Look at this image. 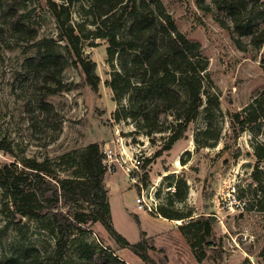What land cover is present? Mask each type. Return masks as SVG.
Instances as JSON below:
<instances>
[{
	"label": "rangeland",
	"instance_id": "374dc122",
	"mask_svg": "<svg viewBox=\"0 0 264 264\" xmlns=\"http://www.w3.org/2000/svg\"><path fill=\"white\" fill-rule=\"evenodd\" d=\"M90 1L74 4L73 23L81 21L82 8ZM243 1L249 3L244 12L246 19L264 27V0L256 4ZM162 2L178 30L190 44L200 45L209 60L206 93L220 103V108H213L215 127L221 130L219 140L212 141V147H199L195 141L198 131L207 125V95L185 137L159 156L156 154L170 132L148 137L136 133L132 120L116 122L113 114L120 105L105 84L113 69L108 62V44L100 39L95 40V47L85 42L83 51L97 62L101 83L93 90L81 72L69 65L63 81L78 86L46 98L56 112L54 126L46 129L47 114L41 104L45 90L39 88L43 69L31 68L27 63L38 50L27 49L23 42L17 44L0 3V140L13 147L12 155L0 150V166L27 158L40 162L48 159L52 173L73 178L71 168L57 166L60 157L68 153L76 156L97 142L104 153L112 155L106 164L110 170L105 184L114 227L130 243L140 241L145 232L153 247L148 254L155 264H264V212L258 204L261 184L252 175L258 165L254 145L264 140V123L236 137L230 119L231 113L241 111L264 92V46L255 48L250 45V37L239 36L227 13L216 8L212 0ZM19 10L32 12L27 24L37 29L40 38L58 36V23L45 0H31ZM64 45L59 43L60 53H66ZM122 104H127V99ZM162 121L168 125L173 117L163 115ZM138 158L141 165L136 169L133 162ZM184 181L188 185L187 197L178 201L172 191L177 182ZM144 193L148 202L186 217L178 225L175 220L163 217L165 221L161 215L139 210L137 199ZM6 202L0 188V263L29 264V258L37 252L47 262L55 250V236L36 220L12 218ZM191 219L201 222L208 236L197 250L193 247L196 240L181 228ZM87 220L91 223L92 217ZM102 247L113 251L118 259H112L114 264H147L130 248L121 247L101 222L72 236L69 254L61 264H96L93 255ZM202 250L206 256L200 261L197 253Z\"/></svg>",
	"mask_w": 264,
	"mask_h": 264
},
{
	"label": "trees",
	"instance_id": "16d2710c",
	"mask_svg": "<svg viewBox=\"0 0 264 264\" xmlns=\"http://www.w3.org/2000/svg\"><path fill=\"white\" fill-rule=\"evenodd\" d=\"M30 1L0 0V3L8 29L14 33L17 44L23 42L27 49L38 50L27 63L31 68L43 69L39 88L40 91L45 90L41 104L47 114L44 120L46 129L54 126L56 116L53 105L45 102L46 98L78 86L63 81V73L69 65L81 72L93 90L101 83L97 62L83 51L85 42L95 47V40L100 39L108 44V62L113 69L105 84L114 92V99L120 105L113 114L116 122L132 120L136 133L148 137L170 132L167 142L156 154L159 156L162 150L172 149L185 137L190 124L199 116L207 95V125L198 131L195 141L199 147H212V141L219 140L221 130L215 127L213 108H220V103L206 93L209 60L200 45L190 44L178 30L174 17L162 0H91L82 8V19L77 23L72 20V7L79 0H45L59 28L58 36L50 38H40L37 29L27 24L32 12L19 10L21 5ZM212 1L216 8L227 13L239 36L250 37V45L255 48L264 46V27L257 21L247 20L244 15L249 3L243 0ZM250 2L256 4L258 0ZM2 30L0 27V32ZM60 42L65 43L66 53L57 50ZM236 43L241 48L239 39ZM124 99H127V104H122ZM166 114L173 117L168 125L162 121ZM230 119L236 137L248 128L264 123V92L255 96L241 111L231 113ZM0 150L13 154L12 145L3 139L0 140ZM254 151L258 165L252 175L261 184L258 204L259 210L264 212V140L255 143ZM106 158L97 142L76 156L69 153L61 156L57 166L60 169L62 166L71 168L73 178H61L52 173L48 159L40 162L27 158L21 163L14 160L0 166V188L12 218L36 220L55 236L52 257L44 262L37 252L29 258V264H61L69 254L72 236L77 231H89L90 225L96 222L103 223L121 247L130 248L147 264H155L148 254L153 247L145 232H142L140 241L130 243L114 227L109 190L105 184L109 170ZM182 163L186 164L185 161ZM146 179L147 175L143 180ZM187 189L185 181L177 182L172 196L183 201L187 197ZM158 212L169 220L186 217L163 207H158ZM90 216L92 222L88 223L87 217ZM212 219L215 220L214 217ZM191 220L181 228L187 229V234L196 240L193 244L195 249L198 246L202 248L208 238L205 226ZM197 256L201 261L206 255L202 250ZM24 257L27 258L28 254L25 253ZM112 259L118 260L113 251L105 247L93 255L96 264H114Z\"/></svg>",
	"mask_w": 264,
	"mask_h": 264
},
{
	"label": "built area",
	"instance_id": "2783aa9c",
	"mask_svg": "<svg viewBox=\"0 0 264 264\" xmlns=\"http://www.w3.org/2000/svg\"><path fill=\"white\" fill-rule=\"evenodd\" d=\"M105 154L107 156L105 163L108 164L107 161H110L112 159V155L110 152H107ZM108 156H109V160H108ZM133 163H134L133 164L134 168L139 169V166L141 165L140 159L138 158ZM108 168H109V166H108ZM109 170H110V168H109ZM137 204H138L139 210H146V211L153 213L155 215H160L158 212V205L153 204L151 201L148 202L147 198L145 197V193L142 194V196L137 199Z\"/></svg>",
	"mask_w": 264,
	"mask_h": 264
},
{
	"label": "bare ground",
	"instance_id": "6f19581e",
	"mask_svg": "<svg viewBox=\"0 0 264 264\" xmlns=\"http://www.w3.org/2000/svg\"><path fill=\"white\" fill-rule=\"evenodd\" d=\"M176 163L178 164V166H181L178 160ZM174 222L179 225L181 223V220H175Z\"/></svg>",
	"mask_w": 264,
	"mask_h": 264
},
{
	"label": "crops",
	"instance_id": "0c3cea01",
	"mask_svg": "<svg viewBox=\"0 0 264 264\" xmlns=\"http://www.w3.org/2000/svg\"><path fill=\"white\" fill-rule=\"evenodd\" d=\"M161 219H163V220H165V221H167L166 219H164L163 217H161ZM170 224V223H169Z\"/></svg>",
	"mask_w": 264,
	"mask_h": 264
}]
</instances>
